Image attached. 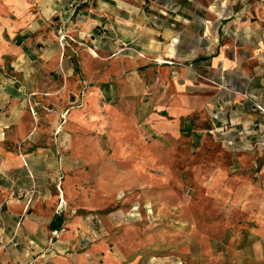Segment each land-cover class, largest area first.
<instances>
[{
	"label": "rangeland",
	"instance_id": "obj_1",
	"mask_svg": "<svg viewBox=\"0 0 264 264\" xmlns=\"http://www.w3.org/2000/svg\"><path fill=\"white\" fill-rule=\"evenodd\" d=\"M177 14L221 29L217 41L196 29L198 55L174 63L155 24ZM0 27L12 44L28 31L20 55L0 60L3 85L18 89L3 101L0 86V114L17 109L27 126L16 149L40 146L57 167L0 185L1 222L10 201L17 221L60 213L49 236L73 249L57 255L89 258L51 264H264V0H0ZM214 43L246 77H214ZM189 68L190 82L174 76ZM2 240L0 264H16ZM30 251L25 264H40Z\"/></svg>",
	"mask_w": 264,
	"mask_h": 264
},
{
	"label": "crops",
	"instance_id": "obj_2",
	"mask_svg": "<svg viewBox=\"0 0 264 264\" xmlns=\"http://www.w3.org/2000/svg\"><path fill=\"white\" fill-rule=\"evenodd\" d=\"M169 21L163 22L161 19L157 20L156 22L158 24H155L157 26H161V35L165 37V41L167 45L164 48H161V45L159 49H161V54L166 56L170 62L176 61L175 54H181L186 53L188 55H198V52L195 49L199 48L198 40L196 37V29L200 32L202 27H205L206 32H211V39L212 41H217L219 39V31L221 29L220 25L215 27L216 21L213 20H203L200 16H187V15H174L173 17L170 16L168 18ZM212 23H214L212 25ZM189 24V25H188ZM145 34L148 37V39H152L154 32L151 30L153 27L150 25L148 27V24H145ZM183 25V27H180ZM190 26V27H188ZM2 27H0V60H5L9 57H16L20 55L21 48L23 40H25L28 37V31L25 33H16V35L13 37L15 40V43H9L4 39ZM11 30L14 28L10 27ZM181 31V33H180ZM182 34L181 40L179 39V35ZM198 34V33H197ZM198 36V35H197ZM152 41V40H151ZM170 41V42H169ZM178 43V44H177ZM177 44V50L178 48L182 51H177L174 49V46ZM215 46V64L216 69H212L214 77H217L219 81H222L223 84H226L228 81L232 82L235 73H239V77H246L247 71L244 68H241V66L238 64L237 60H234L232 58H229L226 56L225 53V47L222 48L219 43H214ZM174 52V53H173ZM29 54V52H28ZM175 63V62H174ZM16 66L18 64H15ZM182 73H174V76L179 77L181 81L184 82H190V75L192 72L188 69H182ZM25 74V73H24ZM27 74H30V70L27 71ZM3 77L0 74V86L5 89V94L2 96V100L5 101V95H7V98L15 97L14 94H16V91H18L17 87L15 88L13 85H7V83L4 84V81L2 80ZM10 84H12V81H9ZM247 81H245L244 86L247 87ZM14 84V83H13ZM259 87V83H256ZM219 88H221L219 86ZM223 90L219 89L216 92V103H225L223 100ZM2 102V101H0ZM18 110L15 109L10 119L6 120L4 116H1L0 114V185L2 187L8 188L10 185H15L16 188L20 187L21 185H27L31 183V178L33 177L32 174L37 176V179H39V173L41 172V168H47L51 167L53 169H56L57 167L54 165V163L50 164L47 162L46 158L41 155L39 152L40 146L33 145L32 150L34 151L37 149V153H34L30 155V152L27 151L24 153L21 152V150H17L15 143L18 142V138L21 137V135L24 134L27 122L25 119H20V115L17 112ZM222 112V110L217 111ZM219 115V113L217 114ZM215 116L217 119H221V117ZM12 120L17 121V127L12 132L13 134L8 135L6 140H10L12 144L10 145V148H7V150H4L3 148V141L5 140V132L3 128H6L9 126L11 122H14ZM8 136H10V139H8ZM16 137V139H15ZM20 147V146H19ZM57 172V171H56ZM41 175V174H40ZM46 182H48L49 179H53L54 182H56V177L48 176L45 177ZM57 196V195H56ZM57 196V201H58ZM62 200V198H61ZM63 201V200H62ZM9 206L6 208L5 211V217L7 218V223H3L0 221V233H3L4 240H2L4 243H10L8 246L10 247L11 255H16V264H25L26 263V257L29 259L31 258V247H33L34 251L38 255L36 259L39 261L40 264H51V260L54 257H58L55 259V262H62V263H71V261H79L80 259L88 260L89 254L84 253V255L77 254L76 251H71L73 249V244H70V242L67 239H57V240H51L50 233L52 231H56L61 227V223L63 221L62 215L58 213L59 215H54L50 217V219L47 221V223L37 221L36 219L40 220V216L38 213L32 212L33 218L26 217L25 219H21V221H17L18 219V213L20 211V204L15 203L13 201H10ZM59 205L61 204L58 201ZM8 204V203H7ZM61 212V211H60ZM70 226L74 229L78 230V227H83V224H75L72 223ZM86 227H83L82 230H84ZM16 231V232H14ZM69 238H71V233L68 234ZM70 244V245H68ZM12 246H15L13 248ZM82 246V247H81ZM80 247L83 248V245ZM20 249V250H18ZM71 249L70 251H67V253H64L60 256L57 255V252H65V250ZM3 251V250H2ZM0 251V252H2ZM15 253V254H14ZM88 255V256H87ZM63 258V259H62ZM72 261V262H73Z\"/></svg>",
	"mask_w": 264,
	"mask_h": 264
},
{
	"label": "built area",
	"instance_id": "obj_3",
	"mask_svg": "<svg viewBox=\"0 0 264 264\" xmlns=\"http://www.w3.org/2000/svg\"><path fill=\"white\" fill-rule=\"evenodd\" d=\"M53 233H56L57 232V230L56 231H52Z\"/></svg>",
	"mask_w": 264,
	"mask_h": 264
}]
</instances>
